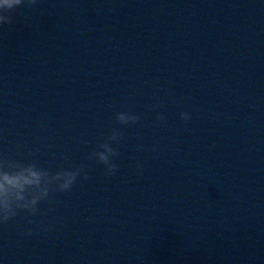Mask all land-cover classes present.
Masks as SVG:
<instances>
[{"label":"water","instance_id":"water-1","mask_svg":"<svg viewBox=\"0 0 264 264\" xmlns=\"http://www.w3.org/2000/svg\"><path fill=\"white\" fill-rule=\"evenodd\" d=\"M11 19L0 156L89 179L0 225V264H264V0H36ZM113 127L108 177L84 157Z\"/></svg>","mask_w":264,"mask_h":264},{"label":"clouds","instance_id":"clouds-1","mask_svg":"<svg viewBox=\"0 0 264 264\" xmlns=\"http://www.w3.org/2000/svg\"><path fill=\"white\" fill-rule=\"evenodd\" d=\"M36 0H0V25L12 22L11 13L21 6H32ZM155 107H159L156 105ZM182 120L187 121L189 113L179 114ZM140 117L131 112H118L114 116L116 125H129L138 123ZM157 120H163L160 113ZM123 139V132L118 127H113L105 138L96 145L95 150L84 157L85 160L95 161L104 167V174L108 177L115 175L117 164L114 159L120 153L114 144H119ZM155 150V149H153ZM17 156H21L18 151ZM24 156L13 158L8 155L0 156V225L6 224L23 213L28 217L41 214L38 207L41 203L50 204L56 193L71 191L77 180H88L85 165H76L66 160V167L55 171L42 167L40 163ZM31 223V221H29ZM53 226H48L45 231H52ZM32 230H27L24 235H31Z\"/></svg>","mask_w":264,"mask_h":264}]
</instances>
